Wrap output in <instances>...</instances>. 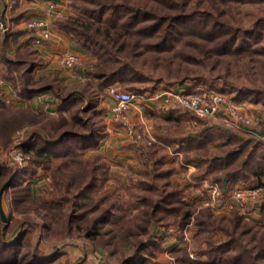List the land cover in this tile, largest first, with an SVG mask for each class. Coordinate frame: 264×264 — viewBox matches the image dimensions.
<instances>
[{"label":"rangeland","instance_id":"1","mask_svg":"<svg viewBox=\"0 0 264 264\" xmlns=\"http://www.w3.org/2000/svg\"><path fill=\"white\" fill-rule=\"evenodd\" d=\"M99 1L101 0H65L62 4H57L56 12L63 15L62 17H58L57 13L54 15L49 29L50 36H53L51 27L55 31H65L63 25L70 24L71 27L87 28L95 39L111 49H117L122 43L120 58L131 62L134 74L127 79L115 80L113 85L119 90L130 92L132 87L142 88L141 93L163 92L164 97L167 98L168 109L164 106L166 101L163 104L160 103L162 99L153 102L134 99L127 108L133 114L131 120L127 110L123 119H113L111 111L114 105L113 100L105 93V87L99 84L100 78L95 76V73L100 70L99 50L94 49V52L91 41L89 43L87 40L84 41L83 47L80 46V42L74 43L84 51V55L70 49L63 50L61 53L56 52L52 58L57 66L61 64L66 69L62 62L64 52L76 53L79 56V62L74 68L75 72L80 73L79 75L74 73L77 79L70 80V76H66L62 67H58L57 71L50 70L43 76L30 75L27 68L37 56L33 57V51L26 48L13 56L26 59L27 62L12 67L14 72H10L9 77L13 76L11 81L21 91H27L26 86L40 87L48 83L53 84L55 92L71 102L72 105L68 110L77 112L76 114L84 120L87 119V129H93L100 133L99 135L105 136L106 139L99 140V148H93L99 152L98 154L107 165L108 178L104 180L98 194L102 206L116 198L124 202L127 198L129 201L137 199L139 202L131 212H124L121 220L114 223L110 232L104 234L102 239L99 238V241L87 237L84 231L80 233L71 230L69 234H66L63 216L59 218L56 225L54 224L52 231H47L46 220L37 214L35 202L31 199L38 200L41 197L54 199L55 189L58 186L49 184L51 183L49 174H45L35 162L31 163V155L22 151L21 144L18 149L14 148V152L18 150L24 154L26 161L23 167L18 168L13 159L14 154L11 153V146L18 132L23 131L22 142L27 133L44 131V125L48 122L54 119L58 123L61 122L59 115L62 113L51 115L34 112L28 106L18 108L11 105L12 107L2 108L0 111V122L3 119L8 120L7 128L0 126V162L7 168L6 178L11 180V185L3 192L1 198L5 217L8 216L10 219L8 228L4 230L5 237L21 231L24 227L23 221L28 219L34 227L27 237L31 246L35 245L38 249L39 256L47 258L45 264L85 262L121 264V261L132 252L138 240L145 239L148 232L156 233V236L152 237L153 240L155 239V245L148 250L153 254L147 251V255L151 257L154 264H187V262L181 263L175 257L173 250L181 251L180 248H186L188 256L194 261H207V256H203V250L217 246L222 240L231 237V234L241 243L249 246V237L243 231L250 226V219L261 223L264 221L262 207L260 209V204L264 203V102H255L243 95L239 96V99H234V96L240 94L237 91L240 88L256 89L264 93V0H173L174 5L171 6L156 0H126L130 5L152 7L154 14L157 15L178 13L180 10L204 13V16L209 18V24L213 20L220 25L222 33L225 31L227 36L235 35V44L242 43L240 50L235 53L229 51L226 54L215 53L214 49H210L213 44L205 41L203 35L191 36L186 29L181 31L179 40L171 47L157 50L150 44L144 45L148 40L144 36L120 34L121 31L114 30L113 27L108 31L105 30L106 24L102 18H96L90 25H78L81 21H86L85 14L80 13V10L98 8ZM77 17L78 20H76ZM123 19L124 15L120 21ZM49 40H44L41 44L45 45ZM130 50L131 52H128ZM39 58L41 61L42 56ZM43 65L39 63V68H46ZM62 75L61 80L59 76ZM195 84L203 86L205 91L221 96L211 112L201 114L194 112L178 103L176 96L169 97L171 92L178 96L184 92L183 90H189ZM74 91H80V96L75 95ZM93 103L95 107L97 106L93 109L95 114L86 110V107ZM142 105L151 108V112L147 113L141 109V114L136 113L133 107L139 108ZM66 114L68 117L63 116L67 121L60 130L72 124L69 120L71 114L68 112ZM168 116L170 118L165 119ZM141 125L144 126L145 134L139 133L140 139L134 140L129 136L127 127L132 128L133 133V130H139L138 127L140 128ZM206 126L215 129L222 136L228 134L226 135L228 138L217 139L215 144L209 146L210 154L208 149L206 152H200L201 154L198 151L189 152L188 159L197 161L198 166L191 161L188 163L189 166L184 165L186 160L184 161L183 155L178 160L175 157L178 155L172 152L169 162H165V150L157 146L153 137L150 136L152 127L157 128V134L176 135L180 138L190 132H199ZM73 130L84 129L81 125L75 124ZM53 131L49 130L51 133ZM154 134L156 133L153 131ZM93 150L88 148L85 151V157ZM132 151H135V155H132ZM225 155H228V159ZM207 156H224L225 161L220 168V164L216 162L215 168L208 173L199 159ZM69 166L71 167V164ZM177 167L179 172L176 171ZM31 170L35 171L26 181L23 173L29 174ZM226 171H236L240 177L221 185L222 181H219L217 177ZM258 174L261 176L258 177ZM251 175L253 179H249ZM204 180L208 185L214 186L220 197L223 195L234 197L241 190L248 191L247 194L239 196L243 202L244 200L247 202V205L241 208L235 202L225 205V208L215 206L214 204L221 202L215 203L210 193L212 187L208 188ZM18 184L21 187L15 191L14 188ZM60 187L61 190L64 189L61 183ZM41 188L45 190V193L40 196L38 189ZM172 188L180 190L181 200L193 204V215L186 223H181V214L185 208L173 213L160 211L154 217L159 216L160 213L163 217L159 219L152 217L150 221L148 216L142 215L141 207L147 206L148 209H152L149 202L143 200L144 197L149 198L152 204L160 195L162 196ZM255 189L257 191H254ZM30 190L33 198L29 196ZM125 205L123 204V208ZM256 207L258 210H255ZM134 210L139 211L133 214ZM209 213L212 227L218 228V231L205 229L203 225L200 229L197 220L202 221ZM236 218L239 219L237 220L239 227H235L233 223ZM5 221H2V224ZM146 227L145 233L143 229ZM256 261L260 264L259 260Z\"/></svg>","mask_w":264,"mask_h":264},{"label":"trees","instance_id":"2","mask_svg":"<svg viewBox=\"0 0 264 264\" xmlns=\"http://www.w3.org/2000/svg\"><path fill=\"white\" fill-rule=\"evenodd\" d=\"M113 1L114 0H101L99 1L98 8H85L84 10L82 8L80 13L85 14L86 21H79L81 24L78 25H90L96 18H102L103 22L106 24L105 30L108 31L113 27L114 30L121 31L120 34L127 33L144 36L148 39L144 45L150 44L157 50L168 49L176 43L183 29H186L191 36L203 35L205 41H209L208 43L213 44L210 49H214L215 53L226 54L229 51L235 53L237 50H240L242 43L235 44V35L227 36L225 31L222 33L220 25L214 23L213 20L209 24V18L204 16V13L183 12L180 10L178 13H163L162 15H157L154 14L152 7L145 8V6L130 5L126 0H120L119 2ZM156 1H161L165 3L166 6L174 5L173 0ZM123 15L124 19L120 21ZM76 20H78V17ZM133 25H135L134 28ZM63 28L70 33L69 35L73 43L78 44L77 42H80V46L82 45L83 47L85 46L84 41L87 40L89 43L91 41L93 51L99 50L100 70L95 73V76L100 78L99 84L101 86L106 87L113 85V82L117 79L121 80L132 77L134 68L131 62L120 58L122 43L117 49H111V47L95 39L93 34L88 32L87 28L81 29L75 26L71 27L70 24H64ZM72 32H74V34ZM128 52H131V50ZM127 55H129V53H127ZM141 91L142 88H131V92L133 93H140ZM237 91L240 94L234 96V99H239V96L243 95L252 101L264 102V93L259 90L240 88ZM61 101H63V104H67L68 108L72 105L68 99L65 100L62 98ZM6 107L12 106L4 99H0V111H2V108ZM95 108L93 103L89 104L86 110H90L92 114H95L96 112L93 110ZM146 112L149 113L148 111ZM76 113L77 112L71 113L69 120L72 121V124L65 129L63 128L60 130L61 126L67 120L63 115H59V119H62V121L58 120L61 122L58 123L54 119L52 122H48L47 125H44V131L39 132L37 130L29 134L27 133L21 142L22 151L31 155V163L32 161L35 162L37 167L39 166L42 168L45 174H49L51 180L49 184L53 183L59 188L55 189L56 196H53L54 199H52V197H41V199L36 200L32 197L33 194L31 190L29 196L33 198L31 199L32 202H35L34 205L36 206L37 214L46 220L45 227L47 231H52L54 224L56 225L59 218L63 216L65 218L66 234H69L71 230L80 233L84 231L87 237L99 241V238L102 239L104 234L110 232L114 223L121 220L124 216V212H131L133 210L139 200L129 201V198H127L124 202L116 198L107 204H103V206L100 204L101 198L98 197L99 190L104 180L108 178L106 161L100 157L98 151L92 149L93 151L89 152L87 157H85V151L92 147L93 144L95 145L103 135H99L100 133H97L93 129H87V119L84 120ZM168 118H170V116L165 119ZM0 123V126L7 128V119H3ZM75 124L81 125L84 130H73ZM50 129L54 130L53 133L49 132ZM56 130L60 131L58 132ZM226 135L228 136V134H223L222 136V134L217 133L215 129L206 126L203 127L198 134H194L191 137H183L180 141L182 144L179 148L183 152V159L186 161L189 160L188 153L191 151H198L199 153L206 152L209 145L215 144L217 139L219 140L222 138V140H226V138H228ZM156 136L163 141L172 142L168 134L163 135L160 133ZM225 157L228 159V155H225ZM225 157L213 156L210 161L207 162L205 171L207 172L215 168L216 162L220 164V168L225 161ZM70 164L71 167L69 166ZM34 171L35 170H31L29 174L26 172L25 174L23 173L24 177L27 179L26 181H28V177L31 176ZM6 175L7 168L0 162V188L5 184L3 192L11 185V180H8ZM60 175H62V177H59ZM239 177L236 171H226L220 174L217 179L219 178V181H222L221 185H223L224 182L228 183L229 180L238 179ZM60 183L64 185L63 190H61ZM49 184L47 183L48 186H50ZM16 187L14 188L15 191L21 186L18 184ZM38 192L41 196L45 193V190L41 188L38 189ZM180 197V190L176 188L167 190L162 196L160 195V197L153 202L154 204L152 203L153 205L149 201V198L144 197L143 200L148 201L152 209H148L147 206H143L144 208L141 207L142 215L145 217L148 216L150 221L152 217L160 211L161 213H173L177 212L178 209L185 208L181 214V223L184 224L193 215V204L184 202ZM123 204H126L124 208ZM261 207V211L264 214V203ZM138 211L139 210H134L133 214ZM90 213L94 215L91 216ZM161 213L154 218L159 219L163 217ZM210 216L211 214L209 213L206 214V218L202 221L197 220L200 229L204 226L205 229L211 231L217 229L216 231H218V228L212 227L213 224L209 220ZM237 220L239 219L236 218L233 221L235 227H239V221ZM9 223L10 219L6 216V221L2 224V218L0 216V264H45L47 258L39 256L38 249L35 245L31 246L27 237L34 225L30 224L28 219H26L23 221L24 227L21 231L9 237H5L4 230L8 228ZM249 225L250 226H247L248 228L243 231L249 237V246L241 243L238 238L231 234V237L222 240L217 246L203 250V256H207V261L192 260V258L188 256L186 248H180L181 251L173 250L176 254L174 255L178 261L181 263L187 262V264H257L258 262L256 260H259L260 264H264V221L261 223L250 219ZM146 229L147 227L143 229L145 233L147 232ZM216 231L214 233H216ZM155 234L156 233L148 232L145 239L141 238L138 240L133 246L132 252L121 261V264H154L151 257L147 255V251L155 245V239L153 240L152 238ZM211 237L210 235V240L212 239ZM148 252L151 253V255L153 254L151 251ZM179 252L182 253L180 254Z\"/></svg>","mask_w":264,"mask_h":264},{"label":"crops","instance_id":"3","mask_svg":"<svg viewBox=\"0 0 264 264\" xmlns=\"http://www.w3.org/2000/svg\"><path fill=\"white\" fill-rule=\"evenodd\" d=\"M51 2H54L55 5H59L65 2V0H17V3L13 7L8 6V0H0V19L6 20L10 25L9 31L6 34L0 36V99H4L5 101L9 102L13 107L23 108L28 106L34 112L38 111L39 113L51 115L62 113V115L68 117L66 113L68 112L71 114L73 112L68 110L67 104H63V101L60 100L62 97H60L59 94L55 92V86L53 84L48 83L41 85L40 87L26 86L27 91H21L18 89L17 85L11 81L13 76L9 77V73L14 72L12 67L24 64L26 61V59H18L13 56L15 53L21 52L25 48L33 51V57L34 55L37 56L34 58L35 61L30 62L31 66L27 68L28 73L32 76H43L48 74L50 70L53 71L56 69L57 71L60 67L63 68V65L59 64L57 66L52 61V58H54L56 52L61 53L63 50L71 49L72 51L81 52L82 54L84 53L81 48L72 43L67 31H55V29L52 27L51 31L53 32V36L49 41H46L45 45L36 44L33 42L32 37L37 35L39 30L30 27L29 22L32 20H41L45 23V26H48L50 29L52 24L51 20L54 19V16L48 11V4ZM58 5L56 6L57 8ZM57 24L58 23H56V25ZM40 56H42L41 61L39 58ZM39 63L40 65L43 63V66L46 68L42 67L43 69H40ZM63 72L66 74V76H70V80L77 79V76L67 71V69L63 68ZM21 73L23 72L21 71ZM59 77L61 80L63 79V75ZM97 88L99 89V87ZM73 93L75 95L79 94L80 96V91H74ZM133 108L135 109V112L139 114H141V109H143L144 112H151V108H149L147 105H142V107L139 108L134 106ZM127 115L131 120L133 115L131 110H127ZM153 131L156 133L154 134L155 136L153 135ZM157 131V128L152 127V135L150 136L153 137V141L154 143H157V146L165 150V162H169V157L172 153L174 155H178L175 156L178 160L181 159L183 155V152L179 149L182 144V142H180L181 139L183 137H191L194 134H198V132H190V134L180 138L176 135L172 136L169 134L172 142H167L157 138ZM102 139H106L104 135L100 138V141H102ZM99 145L100 143L98 140L95 145L93 144L90 148H99ZM210 152L211 151L209 150L208 153L210 154ZM131 153L132 155H135V151H132ZM211 158V156H207L202 159L199 158L202 162L203 168H205L207 162H209ZM190 161L191 163H194L195 166L199 165V163L193 159L185 161L184 165L189 166L188 163ZM184 169H186L185 166ZM177 170L179 172L178 167L176 168V171ZM207 172L209 173V171ZM257 176L260 177L261 175L258 174ZM253 178L254 177L252 176L249 179ZM262 204L263 203L260 204V209ZM255 210H258L257 207Z\"/></svg>","mask_w":264,"mask_h":264},{"label":"built area","instance_id":"4","mask_svg":"<svg viewBox=\"0 0 264 264\" xmlns=\"http://www.w3.org/2000/svg\"><path fill=\"white\" fill-rule=\"evenodd\" d=\"M16 3H17V0H8L9 7H13ZM56 10L57 9H56V5L54 2H51L48 4V11L53 16L56 15L57 13L58 17H62L61 15H63V13L60 15L58 12H56ZM29 26L39 30V33L32 37V40L34 43L41 44L44 40L50 39L51 37L50 30L48 26H45V23L43 21L32 20L29 22ZM9 28H10L9 23L4 19H0V36L6 34L9 31ZM62 62L64 64V67H66L67 71L71 72L72 74L74 73L80 74L79 72H75V68H74L75 64L79 62V56L76 53L64 52ZM104 91L113 100L114 105L111 108V111H112L113 119L115 120L124 118V113L126 112L129 105L133 103L134 99H143V100L145 99L147 100V102L148 101L153 102L157 99H162L160 103L163 104L166 101L164 106L166 109H168L169 107L167 103V98L164 97L165 93L163 92L133 93L130 91L119 90L114 85H109L105 87ZM183 91L184 92H181L178 96L177 94H173V92H171L169 94V97L171 98L173 95H174L173 97L176 96V100L178 101V103L200 114L211 112L214 109L217 101L221 99L220 98L221 96H216L214 92H211L208 90L205 91L204 87L201 86L200 84L199 85L195 84V86H192L189 90H183ZM123 123H126V122H123ZM127 129H128L129 136L133 138L134 140L140 139L139 133H141V135L145 134V129H144V126L142 125L140 126V128L138 127L139 130H133V133H132V128L127 127ZM22 134H23V131L17 133L16 139L14 140L11 146V153L12 155L14 154L13 159H15L16 161L15 163H16V166H18V168L23 167L26 161L25 160L26 156L24 154H22L18 150L17 152H14V148L18 149L21 144ZM148 143H150V141H148ZM204 182H206L205 185L208 188L212 187L211 185L207 184V181L204 180ZM254 191H257V189H255ZM210 193L212 194V197L215 200V203L218 201L221 202L220 204H214V202H212V204H214L217 207L220 206V207L225 208V205L235 203V202L241 208H244L245 205H247V202H245V200L243 202V199L240 198L239 196H242L243 194L245 195V193L247 194L248 191L241 190L234 197L232 196L228 197L226 195H223L220 197L219 192L216 191L213 186L212 191ZM80 264H88V263L85 262V263H80Z\"/></svg>","mask_w":264,"mask_h":264},{"label":"water","instance_id":"5","mask_svg":"<svg viewBox=\"0 0 264 264\" xmlns=\"http://www.w3.org/2000/svg\"><path fill=\"white\" fill-rule=\"evenodd\" d=\"M4 187H5V184H3L1 186V188H0V216L2 218V221L6 220L5 213H4V211L2 209V206H1V196H2V193H3Z\"/></svg>","mask_w":264,"mask_h":264}]
</instances>
